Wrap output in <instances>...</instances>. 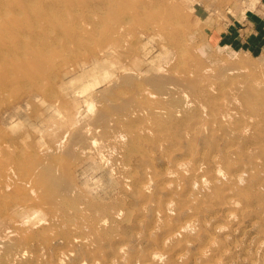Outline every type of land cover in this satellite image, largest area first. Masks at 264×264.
Here are the masks:
<instances>
[{"label":"rangeland","instance_id":"1","mask_svg":"<svg viewBox=\"0 0 264 264\" xmlns=\"http://www.w3.org/2000/svg\"><path fill=\"white\" fill-rule=\"evenodd\" d=\"M117 2L0 0V232H17L0 264H264V0ZM158 82V104L186 108L125 117ZM109 98L91 135L136 133L99 159L57 124L89 126ZM41 157L44 188L25 172Z\"/></svg>","mask_w":264,"mask_h":264},{"label":"bare ground","instance_id":"2","mask_svg":"<svg viewBox=\"0 0 264 264\" xmlns=\"http://www.w3.org/2000/svg\"><path fill=\"white\" fill-rule=\"evenodd\" d=\"M106 3H107L108 6H110L112 8L113 7H117L119 9V3L117 2V0H106ZM150 14H151V12H150ZM101 15L102 14H100V17H101ZM124 15H126V14H124ZM96 16L99 17L98 15H96ZM159 16H160L161 19H164L162 21V23H161L162 26H163V24H165V23L168 22L167 15L165 16V14H160ZM92 17H94V16H92ZM121 17H123V16H121ZM160 18H159V20H160ZM94 19H95V17H94ZM123 19H125V18H123ZM152 23H154V22H152ZM122 24L124 25L125 22H122ZM151 24H150V26H151ZM155 24H156V22H155ZM161 25H158V26L160 27ZM153 27H155V25ZM164 27H165V25H164ZM124 46H125V44L123 43V47ZM182 58H184V57H182ZM180 67H182V66H180ZM174 72H176V71H174ZM158 74H160V73H158ZM177 75H179V74L177 73ZM164 76H165V74H164ZM105 82H111V80H105ZM134 88H135L136 92L138 93V95H140L139 97L142 98V99L140 100V98H138L135 101L136 102L135 103L136 104L135 105V109H132L131 111H128V112L124 113V116L127 117V118H129V119H131V120H135L134 118H137V116H141V115L144 116L145 115L147 117L148 116L149 117L152 116V117L156 118L157 120H159V122L160 121H162V122H170L172 119H174L177 116L176 115L177 112H179L181 110H184L186 108L185 107V101L186 100H185L184 96H180L178 98L180 100L181 110H173V109L167 108V107H165V106L157 103V99H159V100H165L167 103H170L169 101L173 98L171 96L173 87L166 86L163 82L155 83V90H152V89L151 90H147L146 87L144 85L140 84V83H135ZM156 93L157 94L166 93V94H169L170 96L165 97V99H163L160 96L156 98ZM118 95H119V93L118 94H114L113 96H111V98H114L116 96V97H118L117 99H119V101H120L122 99V97L121 96H118ZM120 97H121V99H120ZM126 97H128V96H125V98ZM111 98L105 99V101H100V105L101 106H100L99 110H97V112L99 114V119L97 121H95V122L90 123L89 124L90 127L89 126H86V125H75L73 122L70 121V113L67 114V118L68 119L65 122L58 123L57 124V128L58 129H63L62 133H71L72 134L71 135V139H70L71 142H74V143H77L79 145H82L83 148L85 149V153L86 154L92 155V156H94L96 158H99V159H102V157L104 156V155H102V151H106V150L108 151L109 146H111L112 144L116 145L117 149H115V151H116V154H118L119 148L123 144V140H124L125 133H123V132L130 133V134H135L136 133L135 131H133L131 129L130 126L129 127H127V126H121L119 130H117L116 132H114L112 134V136H111L110 139H105L106 141H111V142H106L105 140L96 141L95 137L91 135L92 129H94L96 127L97 123L100 120H102V117L104 116V114H106V113L109 112V107H110L109 102H110V99ZM253 99L255 100L257 98H254L253 97ZM259 99H258V101H259ZM86 108H87V106H86ZM221 114H222L221 116H226L227 114H229V111L226 110V111H224ZM105 117H106V115H105ZM89 133H90V135H89ZM61 139H62L61 136L60 137H56L52 141L51 146H47V148H52L53 144H56V145L58 144V146H62V147L63 146H67L68 143H63V141ZM45 150H47V149H45ZM22 151H24V150H22ZM40 151H41V149H40ZM22 155H24V154H22ZM35 160H38V159H35ZM41 161H42V157H41V160L40 161L31 162V164H29V166H28V170H25V172L28 173V177H32V178L35 177V183L39 187H43L44 188L45 185L50 180L54 179V175H53L52 171H49L46 168H44V163L41 162ZM61 164H62V162H61ZM64 165L66 166L65 168L68 167L67 164H64ZM184 165H185V161L184 160L176 162L177 169H179V168L182 169L184 167ZM63 166H62V169H63ZM217 170H218V168H217ZM219 171H221V174H222V170H219ZM165 173H166V175L168 177H172L174 175L175 171L174 170H171V171H167ZM5 174L7 176H12L14 178H16L18 176L17 175V172L15 170H13L11 172L9 169H7L5 171ZM222 177H223V175H222ZM22 179L28 180L27 178H22ZM203 182H204V180H203ZM17 187L19 189L25 191V186L23 184L17 183ZM141 187H142V189L144 191H146V188H147L146 185H142ZM74 190H75L74 188H71L70 189V192H75ZM25 193H26V196H27L26 199H35L37 197V194L34 191L30 190V189H27L25 191ZM70 207H72L77 212L78 211L82 212L80 205L73 204V205H70ZM169 207L172 208V204L171 205H168V208ZM191 222L193 223V221H191ZM191 222L189 223L190 226L192 225ZM5 223H7L8 225H11V226H14L15 225V223H12V220H11L10 217H6L5 218ZM98 223H102V219H100ZM189 225H188V227H190ZM184 228H186V227H183L181 230H184ZM16 233H17L16 230H7V229H5L2 232H0V242H1V244H3L4 242H6V240H8L9 237H11L12 235H14ZM172 237H175V234H172ZM156 255L153 254L152 257H156Z\"/></svg>","mask_w":264,"mask_h":264}]
</instances>
